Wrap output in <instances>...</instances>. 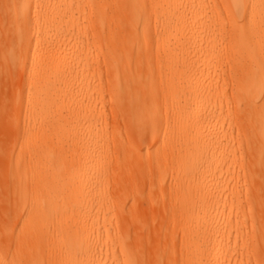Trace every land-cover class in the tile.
<instances>
[{"label": "bare ground", "instance_id": "1", "mask_svg": "<svg viewBox=\"0 0 264 264\" xmlns=\"http://www.w3.org/2000/svg\"><path fill=\"white\" fill-rule=\"evenodd\" d=\"M2 4L0 57L23 81L9 172L55 147L80 164L55 168L74 178L66 202L55 183L28 198L10 178L0 264H264V0ZM115 167L125 185L110 200Z\"/></svg>", "mask_w": 264, "mask_h": 264}, {"label": "rangeland", "instance_id": "2", "mask_svg": "<svg viewBox=\"0 0 264 264\" xmlns=\"http://www.w3.org/2000/svg\"><path fill=\"white\" fill-rule=\"evenodd\" d=\"M2 3H3V0H0V6H1L0 8V37H1L0 38V54L5 49L7 43L9 42L8 40H10L9 30H8L7 25L5 24L6 23L5 18L3 17V13H2V8H3ZM8 35H9V38H7ZM96 57H98V60H97L98 63L97 65H94L96 69L92 70L93 73L94 72L96 73L95 77H93V80L94 79L99 80V78H101L103 75L102 74L103 70L101 66V55L97 54ZM6 65L12 66L8 64ZM6 65L0 57V71H1L0 82L2 81L0 83V227L7 224V222L9 221L10 215H11V210H12L11 200L14 199V195L12 192L10 178L12 177L16 178L18 177L19 173H22L23 182L25 183L27 191H28V194H27L28 198L30 197V194L38 191V188L40 186L46 187L48 184L55 183V185L58 187V194H57L58 197L62 198L64 202H66L68 201V199H71L72 195L74 194V191H73L74 178L69 173H66L64 176L57 175L55 168L56 166L58 167L63 164V167L68 168L67 170L72 171L74 169H77L80 164L79 157L76 154V149H74V147H65L66 151L64 153V156L66 158H63L65 159V161L63 162L59 161L61 159L60 157L61 153L55 147L52 150H50V152L48 153H39V154H34L32 156H30L29 154H24L23 157L20 158L21 166L19 170L14 171L12 173L9 172L10 163L12 162L14 165H16L17 163L16 161L18 159L16 155L12 154V148H13V143H14L15 134H16V120L18 116V113H17L18 111H16L17 110L16 102H17V99L20 93L23 90L22 89L23 81H22V75L21 73H19V70L16 66L15 67L13 66L15 68V70H13L11 67L9 68ZM96 83H98V81H96ZM45 121L47 120L45 119ZM123 126H124L123 124L120 125L122 129V134L124 135L126 130ZM42 128L44 130L48 129L47 127H44V126ZM127 135L128 134H125L124 136H122V138L127 137L128 139L125 138L127 141L130 139L131 140L130 143L132 142L134 143L135 136L133 134L130 135L131 137ZM45 138L46 137L30 139L29 141L33 143H39L41 140ZM101 151L105 152L104 145H102ZM114 157H116V155L113 156L110 161L107 160L104 163L103 167H101L97 171L98 175L105 173V170L107 169V166H108V162L113 163L115 161ZM147 160L148 159H145L144 161L147 162ZM123 175L124 173L122 172V170H120L117 167L111 170L110 176L107 178V181L105 183L106 185L105 190L107 194H109V196L111 197L110 200L119 199L120 194L124 188L123 186L125 185L124 183L125 178ZM142 175L138 174V176H136L137 180L134 176L133 178H135L134 180L135 182L137 181L136 190L140 192L143 191L144 194L145 192L147 193L145 194V196L147 197H143L141 199H147L151 192L149 184H148L149 181L146 179L147 178L146 175L144 174ZM37 178H42L43 182L37 180ZM62 199H59V200L57 199V203L63 208V210L68 211V214L65 215L64 217V220H65L64 224L65 226H72L73 218H72V215L70 214L71 207H64V203H62ZM68 206L70 205L68 204ZM143 210L147 213L148 217H152L154 214V212L152 211L153 209L150 207V205L148 206V202L144 203ZM13 246L14 244H11L10 249H12ZM44 258L47 259L46 254L44 255Z\"/></svg>", "mask_w": 264, "mask_h": 264}]
</instances>
